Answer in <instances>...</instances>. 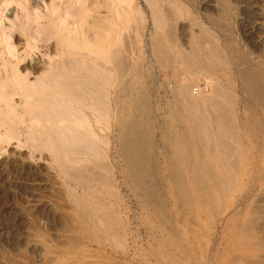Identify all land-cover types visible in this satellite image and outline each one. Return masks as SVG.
<instances>
[{"label": "bare ground", "instance_id": "6f19581e", "mask_svg": "<svg viewBox=\"0 0 264 264\" xmlns=\"http://www.w3.org/2000/svg\"><path fill=\"white\" fill-rule=\"evenodd\" d=\"M76 1L82 6V13H77L78 11H71L72 9L67 8L68 11L64 7L66 10L63 9L65 10L63 14H66V18H63L65 19L63 28H58L54 25L53 28L51 27V31L49 30L51 32V38L60 41L57 44V55L55 57L51 56V60L48 61V70L46 72L43 71V75L40 73L36 81L30 84L28 77L30 75L32 76V74H38V66H35L36 64L31 66L30 63L21 64L23 59L18 63L15 62V66L11 67V73L10 70H6L5 80H3L4 78L2 79L3 83L5 81L12 88L11 90H7L5 95H7L6 97L12 98V96L20 94L26 100L25 104L29 106V109L26 108L23 110L24 113H21L24 116L28 115L31 117V120H28V122L35 120V123L25 127L23 123H26V120H21L19 126H24L28 132L26 137L27 142L25 143H31V145L29 144L33 151L31 152H38L41 155L39 156L41 159L46 158L49 160L45 152H48L50 155V161L55 165V169L67 186L66 195L70 199L77 214L78 232L80 230V233L89 244H97L103 248L107 246L123 248L124 246L125 224L120 218L122 214L116 213L119 208L117 206V210L112 208V198L117 196L118 193L114 189V176L112 177L113 167L108 162L109 156L107 153L109 152H106V149L109 147L108 144L111 143L110 131L113 129V126L117 131V149H119V154L124 161V167L120 168L121 171L118 172L121 174L120 177L123 180H126V178L131 180L130 187H133V190H138L141 193V195L138 193L140 195L139 202L141 207L146 208L148 216H154L158 223L169 224L171 229L165 233H168L169 237H174L177 224L173 223L172 213L175 212V207L167 208L166 198L168 197H163L161 190L153 189L154 187L157 188L160 186V181L163 182V175L160 176V172L158 174L153 173L155 170L153 171L152 168L150 172L149 166L154 163V159L152 160L153 162L151 161L152 163L150 162V165L147 160L149 156H147L148 150L154 142H152L153 134L151 130L149 132L151 125H153L149 122V119H151L149 115L152 113L153 107L149 100L151 96L147 89L149 85H145L147 86L145 87L140 82L142 72L144 71H142L140 63L132 64L129 62L124 43L118 45L119 43L116 39L111 38V34L115 28L112 27L110 15L108 16L109 18L106 16L104 19L102 18L103 20H99L97 18L99 11L96 1ZM115 1L117 2V0ZM118 1L121 3H118L120 7H122V3L123 5L126 3L124 0ZM245 2V0H238L239 4ZM250 2H253V0H249L245 4L249 7ZM108 3L109 5L111 4L110 2ZM53 6L55 10L61 7L56 1ZM108 7L105 6V10L103 9L102 11H107L106 13H108ZM122 9L121 11H124V8ZM156 10L154 9L153 11ZM250 11L245 12L243 10L242 13L246 16L248 13H251ZM158 12H152V14L155 15H153L156 22L154 27L158 24L161 32L163 28L161 30L160 27H166V25L162 26V23H165L163 22L165 20L163 18L169 16L167 17L169 19L174 12L171 15V13L169 14V12L166 13L165 11L167 16H164L163 13L164 17H160L162 14ZM125 13L127 11L119 12L121 22L120 24H116L121 25V27L124 25L125 19H127L125 17L128 16H125ZM155 13L157 16L160 14V16L157 17ZM49 17L51 16L49 15ZM36 19L38 18L36 17ZM50 19L52 20V18ZM60 19L61 16L59 15L58 20ZM255 20L254 16L249 14V16L247 15L242 20V23L240 22V34L244 41L240 44L238 43L239 48L235 51L236 54L232 53L236 59L233 64L234 67H231L234 69L232 79L230 80L226 77L228 76V70L231 69L228 68L227 70L230 64H228L227 58L223 57L225 60L222 59V54L219 51L216 52L218 48L214 49L215 43L212 44V42L215 37L211 42L207 37L203 38V36H200L201 34H199V37L197 34L196 39L198 38L197 40H199L198 44L194 43L195 45L192 44L193 47H190L189 45L191 43H188L190 47L188 49L190 50L192 48V51L185 53L176 50L178 52L176 53L174 52V44L177 43H175L176 36H174L175 32H173L174 30H172V25L170 24L171 27L165 33L166 35L164 34L166 36L164 39H168L170 41L169 44H173V46L170 44L173 52L169 50L170 46L169 49L167 48L168 43L166 44V40H154L153 46V54L156 56L158 62L157 67L160 65L162 70H168L169 75L174 80V87L170 90H173V95L176 99H174L175 109H172V117L174 116V120L176 121L175 129L173 131L171 129L165 135L167 136L166 138L163 136V147L165 146L167 151H169V170L165 169L164 166L166 172L169 171L168 178L166 177L167 179L165 181V183L167 182L166 185L163 183L165 192L176 197V203L182 207L181 213L184 216L187 215L199 222L198 230H204V232L205 230L208 232L211 231V228L213 229L212 224L216 220V224L220 226V234L217 233L219 236L216 237L215 242L218 245L224 246L221 248L223 251H220L219 255L221 253V256L223 254L225 256L226 252L229 251H244L245 253H241L240 255L247 259L245 264H264V258L258 257L256 254V251L261 249V246L253 239L257 222L259 220L261 221L260 217H258V219L260 218L259 220H256L255 216L264 214V206L263 208L256 206L252 208L254 198L257 196L258 200L256 202L264 203V43L259 44L256 41H250L253 39V33H247L243 29L245 28V24L246 27L251 26L255 23ZM24 24L29 25L28 22ZM51 25L53 26V24ZM119 26H116V28L118 29ZM23 28L22 31L24 30ZM34 28H36L35 25ZM45 28L48 29V27ZM98 29L99 31H96ZM123 29H125V26ZM123 29L122 31H124ZM202 29L206 31V29ZM49 31L47 32L49 33ZM207 32L209 33V31ZM41 33H38L36 38H41L43 36ZM118 33L121 34V31ZM35 36L36 34L33 37ZM118 37L116 38L118 39ZM247 39L250 40L247 41ZM190 40L193 43L192 39ZM34 41L31 42L34 43ZM114 41L118 43V46L113 44ZM122 41L125 42V40ZM31 42H29L30 45ZM96 44L100 45L101 54L97 53L98 51L96 49L94 50V45ZM183 46L186 47V45ZM179 47V50L180 48L182 49V47ZM200 51L206 53L209 58H201L199 56ZM95 52L98 56H101L97 58ZM25 53L28 54V52ZM27 54L25 55L27 56ZM24 61L27 60L25 59ZM215 64L222 67L225 80L222 83L220 82V85L215 86L216 84H213L214 88L212 85L211 90L210 86L208 93L205 87L203 88L198 82L195 84L194 80L199 75L202 77L205 76V78L207 77L206 80H208L206 82H209V85H211L209 77L212 79L213 74L210 65ZM17 69L23 73H19ZM215 73L217 72L215 71ZM205 78H203L204 81ZM220 78L222 77L219 76ZM169 81L171 80L169 79ZM193 87H196V90ZM5 108V111L0 113V129L4 130L5 137H0V141L2 139H8V141L10 139H19L20 134L18 132L20 130L16 132L18 126L16 127V124H14L13 115L10 116V112L8 113ZM181 123L186 125H184L186 131L184 129L183 131H181L182 129H177L181 128L178 127ZM183 124L181 125L183 126ZM143 128H147L148 132L144 131L141 133L140 131ZM202 129H207L204 130L205 132L207 131L205 133L206 135ZM218 130L220 133H218ZM100 132L104 134H100ZM204 136L208 140L213 139L212 141H216V143H213L217 145L211 144V147L213 149V146H218L219 153L214 150V153H217L216 155L219 154L218 157H212L213 151L209 147L211 142L209 141L208 143L206 140L208 144L205 143L203 140L205 139ZM247 137L254 139L247 143ZM170 146L173 148L172 152L168 150ZM105 147L107 148L105 149ZM209 150L212 152H209ZM216 157L217 161L215 160ZM20 168L13 165L7 171L10 174L15 173L17 175L20 173ZM183 169L187 171H185V174L181 172ZM166 172L165 175H167ZM121 197L123 199V196ZM117 202L119 206L120 203L119 201ZM123 212L126 213L125 210ZM201 214L204 215V218L202 217L203 219L200 217ZM178 215L180 214L176 213L175 216ZM259 227H262V225L260 224ZM260 231L261 229H259ZM226 236H230L231 242H227L228 238L225 241ZM223 241L227 243L223 244ZM209 242H211L210 239ZM233 257V260H230V264H233L239 259L237 255ZM209 262L210 264H227L221 257L210 259ZM173 263L177 264L178 262L173 260Z\"/></svg>", "mask_w": 264, "mask_h": 264}, {"label": "rangeland", "instance_id": "374dc122", "mask_svg": "<svg viewBox=\"0 0 264 264\" xmlns=\"http://www.w3.org/2000/svg\"><path fill=\"white\" fill-rule=\"evenodd\" d=\"M55 1L61 7L63 6V8L59 6L60 9L55 10L53 6ZM55 1L53 0H0V105H1L0 113L2 111H5L4 108L6 107L5 109H7L8 113L10 112L9 113L11 114L10 116L13 115L12 118L14 120V124H16V127L18 126L16 132L20 130L18 133L20 134L19 139H21L19 140L17 138L19 141L17 139L16 140L10 139V141L6 139L7 140L6 141L5 139L1 138L2 140L0 141V174H1L0 175L1 176L0 177V264H174L173 260L177 261L178 262L177 264H183V263L184 264H210L211 261L209 262V260L214 259L215 257L216 258L221 257V259L226 261L227 264H230L231 263L230 260H233L234 258L233 256L236 257V255L237 257L239 256V259L235 261L233 264H245L247 259L242 257V255H240L241 253H245L244 251L243 252L229 251V252H226L225 256L224 254L221 256V253L219 255V252L223 251L221 248H223L224 246L220 244L218 245L215 242L217 239L216 237L219 236L217 233L220 234V226L219 224H216L217 223L216 220L214 221V224H212L213 229L211 228V231L208 232L205 230L204 232V230L202 231L198 230L199 222L196 221V219L191 218L187 215L184 216L181 213L182 207L180 206V204L176 203V197L171 196L170 194H167L165 192L164 185H166L167 183V182L165 183V181L168 178V173H169V171L166 172L165 169L169 170L168 169L169 151H167L165 146L163 147L164 145L163 143H164V138L167 137L165 135H167V133L170 132L171 129L173 131L176 126L175 124L176 121L174 120V116L172 117L173 115L172 109H175V104H174L175 97L173 95V90H170L174 87V80L173 78H171L172 76L169 75L168 70H164V69L162 70L160 68V65L159 67H157L158 62H157L156 56L153 54V46L155 42L154 40H158V39L160 40L162 39L164 41L166 40L164 39L166 37L165 33L167 32V30H169L171 25H172V30H174L173 32H175L174 36H176L175 43L176 42L177 43L174 44V46L176 47V48L174 47L175 49L174 52L176 53H178L176 50L182 51L185 53L192 51V48L190 50L188 48L193 47V45H195L194 43L198 44L199 40H197L198 38L196 39L197 34L198 36L199 34H201L200 36L201 37L203 36V38L207 37V39L211 40V42H212V39H214L215 37L212 44L215 43L214 49L218 48V50L217 51L215 50V51L216 52L219 51V53L222 54V55L220 54L222 59L223 57L227 58L228 64H230L227 67V70H228V68L230 69L231 67H234L233 64L235 63V59H236V57H234L235 55L232 53L236 54L235 51L239 48V44L242 43V41H244V39H242V36L240 34L241 33L240 32L241 30L240 22L242 23V20L247 15L249 16L250 14L254 16L256 20H258V21L255 20V23H253L251 26L249 25L246 27V24H245V28H243L245 32L253 33L252 35L253 39L251 40L247 39V41L249 40L254 41V42L256 41L259 44L264 43V20H263L264 19V16H263L264 15L263 13L264 12V0H253V2H250L249 7H253V8H249L246 5L249 2V0H245L246 4L245 3L239 4L238 0H124V2L126 3H124L125 5H123L122 3V7L118 5L119 3L118 0L117 2L115 0H112V1L111 0L109 1L92 0L94 2L96 1V4L98 5L99 12L97 14V18L99 20H103L106 16L107 18H109L108 16L110 15V21L112 20V27L115 28L114 32L111 34L112 35L111 38H113L114 40L116 39V41L119 43V44L117 42L115 43L114 41L113 44H115V46H118L124 43V45L126 46V56L129 62L132 64L140 63L142 71H144L142 72V78L140 82L142 86L149 85L147 89H148L149 94L151 95V96L149 95L150 96L149 100L151 101L150 103H151V106L153 107L152 109L153 111L149 115V118H151L149 119L150 120L149 122H151L153 125L149 123L151 127L149 125L148 126L151 128L149 129V132L151 130L153 134L152 142L153 141L154 142L152 143L153 147L150 146L148 150L147 156L148 155L149 156L147 157V160H148V164L150 165V162L154 159L153 160L154 163H152L153 161L151 162L152 167L149 166L150 172L152 168L153 171L155 170L154 172L152 171L153 173L158 174V172H160L159 175L160 176L163 175V178H164L163 179L161 177L163 182L158 181L160 186L157 188L154 187L153 189H158V191L161 190L162 196L165 198L168 197L166 198L167 208H170L172 206L175 207V212L172 213V216H173V223L177 224L176 231H175L176 236L174 235V237H169L168 233H165V232H167V230H170L171 226L169 224L168 225L160 224L158 223L157 219L154 216H148L147 209L144 207L142 208L139 202V197L141 193L138 190L136 191L133 190L134 189L133 187H130L131 186L130 179L126 178V180L125 179L123 180V178L120 177L121 174H119L118 172L121 171L120 168L124 167V161L119 154L120 153L119 149H117L118 148V143L116 141L117 131H116V128L113 126L112 127L113 129H111L110 131L111 132V139H110L111 143H109L110 145L108 144L109 150L107 147H105V149L107 148L106 152H109L107 153V155L109 156L108 162L113 167L112 177L114 176L113 177L114 183H115L114 189L116 193H118L117 196L112 198L113 199L112 208L113 209L115 208L114 210H117L119 208L118 211L117 212L115 211V212L119 213L120 215L122 214L120 218L122 219V221H124V224H125V235L123 239V244H124L123 248L125 249L117 247V246H115V248L112 246L110 247L107 246L106 248H103L101 246H98L97 244H89L88 241L84 238V236L80 233V230L78 232L79 226L77 224L78 220L76 219L77 214L75 213V210L73 208L74 206L72 205L70 199L66 195L67 186L65 182H63L64 180H62L63 178L59 175L58 171L55 169V165L52 163V161H50L51 159L50 155L48 154V152H45L47 155L45 153L44 154L46 155V157H49V160L46 158L41 159V157H39L41 155H39L38 152L32 153L33 151H32V148L30 147L31 143L29 142L25 143L27 142L26 137L28 133L25 127L35 123V120L28 122V120H31V117L28 115H26L27 116L26 117L23 114L24 113L23 110H25L26 108L29 109V106L25 104L26 100H24L20 96V94L18 95L16 94L12 96V98L6 97L7 95H5V92H7V90L12 89L9 86V84H7L5 81L3 83V80H5V76H6V73H5L6 70L8 71L10 70V73H11V67L15 66L16 63L22 61V59H23V62L21 64L30 63L31 66L36 64L35 66H38L37 67L38 74H35V75L32 74V76L30 75L31 77L30 76L28 77L29 83L30 84L32 82L34 83L37 79V76H39L40 73L41 75H43V73L48 70L49 68L48 61L51 60L50 59L51 56L55 57L58 53L57 44L60 40L58 41V40L51 38V34H50L51 27L53 28L54 25H56L58 28H63L64 20H65L63 18H66V14H63V13H65L64 11L67 8L72 9L71 11H78L77 13H82L81 12L82 6L81 4L77 3L76 0H55ZM108 2H110L112 5L111 4L109 5ZM103 3L105 4V6H109L108 13H106L107 11H102L103 9L105 10V6ZM120 8L121 9L124 8V11H121ZM154 9H157V10L153 11ZM243 10H245V12L250 11L251 13H248L246 16H244L242 13ZM126 11L127 13H125V16L126 15L128 16L125 17L127 19H125L124 25L121 27V25L120 26L117 25V24H120L121 22L120 20L121 17H120L119 12H126ZM157 11H159L162 14V16H160V14L157 16V14L155 13L157 17L167 16L166 13L168 12L169 14L171 13L172 15L174 12L173 14L174 17L173 15L172 16L170 15L171 17L169 19L167 18L169 16L166 17L167 20L166 18H163L165 19L163 21L165 23H162L163 24L162 26L166 25V27H160L161 26L160 24L159 26L160 29L162 30L163 28L161 32L158 28V24L156 25V27H154V24H156V22H155V18L153 17L154 14H152V12L154 13ZM252 11L254 12V14ZM50 12L52 13V15ZM102 12L103 13L105 12L104 14L106 15L104 16ZM109 12L111 13L109 14ZM163 13H164V16H163ZM37 14L38 15L40 14V16L42 17L38 16ZM256 14H257V17H256ZM49 15L51 17H49ZM59 15L61 16L60 20H58ZM36 17L38 19H36ZM50 18H52V20ZM173 18L175 19V21H173L174 20ZM47 20L49 21L48 23H47ZM54 20L56 21L54 22ZM29 21L32 23H30ZM126 21L128 24L125 23ZM27 22L29 23L31 27L28 24H24ZM195 23H198L199 26L198 24H195ZM23 24H24V28H23ZM51 24H53V26ZM167 24L168 26L170 24L171 25L168 27ZM34 25L36 28H34ZM116 26L117 27L119 26V28L121 27L122 29L125 26V29H123L125 32L122 31L121 28L120 30L119 28L117 29ZM44 27H48V29L45 28L46 29L45 30ZM22 28L24 29L23 30L24 32L22 31ZM202 28L206 29V31L203 30ZM47 31H49V33ZM96 31H99V29ZM117 31L118 32L121 31V34L118 33ZM207 31H209V33ZM30 32L31 34L32 32H34L36 36L33 37L34 34H32L33 35L32 36ZM23 33L24 35H22ZM38 33L39 34L41 33L43 36L41 38L40 37L36 38L38 36L37 35ZM119 34L120 36L118 37ZM115 36L118 37V39ZM35 38L36 40L37 39L39 40V41L35 40L38 46L36 45V42L34 41ZM190 39H192L193 43L190 42L191 41ZM122 40H125V42ZM167 40H166V44L168 43L167 48L169 49V46L171 43L169 44L170 41L168 40L167 42ZM31 41H34V43H32ZM29 42H31L32 46L29 44ZM188 43L189 44L191 43L189 45L190 47L188 46ZM33 45L37 47L35 48ZM96 45H94L95 47L94 46L92 47H94V50L96 49L98 51L97 53L101 54L100 45L98 44L99 48H98V45L97 46ZM171 45L173 46V44ZM176 45L177 46L179 45L180 47H182L183 50L178 46L180 48L179 50ZM183 45H186V47ZM25 48H27L26 49L27 51L25 50ZM169 50L170 51L172 50L173 52V48L171 46ZM25 52H28V54ZM201 52L202 51L199 52L200 54L199 56L201 58L203 59L209 58L206 53L204 52L201 53ZM25 54H27V56ZM100 56L101 55L99 56L97 55V58ZM25 59L27 61H24ZM210 68L214 76V79L217 78L216 79L217 81L213 79V76H212V79L211 77H209L210 83H211V85H209V82H206L208 81L206 80L207 77L205 78V76L202 77L200 75H199L200 77L195 76L196 78L194 80L195 84L198 82L199 84L202 85L203 88L205 87L208 93L212 89L213 84L214 85L216 84L215 86H217V85H220L219 84L220 82L222 83L223 80H225V77H224L225 75H224V72L221 66H217L215 64V65H210ZM233 69L234 68H231L230 70H228V73H227L228 76L226 77H228L229 80L232 79ZM17 70L19 73H23L21 72V70L20 71L19 69ZM215 71L217 73H215ZM143 73L145 74L144 76H143ZM219 76L222 78L219 79ZM203 78H205V81L203 80ZM169 79L171 81L173 80L172 81L173 84L171 81H169ZM144 80L146 81L143 82ZM214 85H213V88H214ZM193 89L196 90V87H193ZM169 90L171 91V93ZM5 101L8 102L11 106ZM22 114L23 116H21ZM24 119L26 120V123H23ZM21 120H23L22 123L23 125L25 124V127L22 125L19 126ZM181 124L180 126H178L181 128H177V129L179 130L182 129L181 131H183V129L186 128L185 127L186 125L183 124V126L185 125L183 127ZM147 128H143L140 132L141 133H143L144 131L148 132ZM0 130H1L0 137H3L5 132L3 129H0ZM202 130L204 134L207 132V131L206 132L204 131L207 129H202ZM99 131H102V130H99ZM199 133H200V130H199ZM218 133H220L219 130H218ZM100 134H104V133L100 132ZM112 134L114 135L112 136ZM253 139L247 137L246 141L248 143V141L250 142ZM203 140L205 141V143H207V141L208 143L209 141L211 142L210 146L208 145L211 149H212L211 144L217 145L215 144L216 141H212L213 139L208 140V138L205 137V139ZM2 141H5V142H2ZM170 147L168 150L172 152L173 148L172 146ZM216 147L213 146V149H212L213 158H215L214 156H217V157L219 156V154L216 155L217 153H219L218 146ZM214 148H216L217 150ZM210 150L209 152H212ZM214 150L217 151L216 154L214 153L215 152ZM217 157L215 159L216 161H217ZM13 165L18 166V168L21 167L19 170L20 173H18L17 175L15 173L10 174L7 171ZM164 166H165V169H164ZM21 169L24 170V172H22ZM185 171L186 170L184 169L181 170L183 174L187 172ZM165 172L167 175H165ZM163 183L165 184L163 185ZM121 196H123V199ZM257 200H258V196L254 198V203H253L252 208L253 207L255 208V206L263 208L264 203H260V202L257 203L256 202ZM117 201H119V203L121 204V205L119 204V206H122L124 209L118 206ZM123 203H124V206H123ZM255 203H257L258 205ZM123 210H125L126 213L123 212ZM176 213H179L180 215L175 216ZM200 217L201 219H203L204 215L201 214ZM258 217L261 218V221L259 220L260 218L258 219ZM263 217H264L263 213L255 216V219L259 221L257 222V225H256L257 228L254 234L255 236L253 237L254 241L258 242L261 246V249H258L256 251L257 256L261 258H264L263 257L264 255V241H263L264 240V233H263L264 232V226H263L264 219ZM201 219L199 220L201 221ZM260 224L262 225V227H259ZM151 229L153 232L151 231ZM259 229H261L262 233L261 231L259 232ZM214 235H215V238H214ZM206 236H207V240H206ZM183 238H185V240H183ZM209 239L211 242H209ZM226 240L227 242H231L230 236H226L225 241ZM225 241H223V244L227 243ZM213 242L215 245L212 244ZM88 245H91V246H88ZM213 245H214V249H213ZM244 260L245 262H243Z\"/></svg>", "mask_w": 264, "mask_h": 264}]
</instances>
